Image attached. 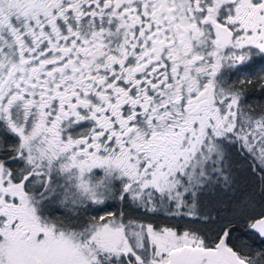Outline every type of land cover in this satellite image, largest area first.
Masks as SVG:
<instances>
[{
  "label": "snow or ice",
  "instance_id": "6c2138e0",
  "mask_svg": "<svg viewBox=\"0 0 264 264\" xmlns=\"http://www.w3.org/2000/svg\"><path fill=\"white\" fill-rule=\"evenodd\" d=\"M0 264H264V0H0Z\"/></svg>",
  "mask_w": 264,
  "mask_h": 264
}]
</instances>
